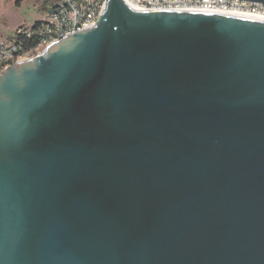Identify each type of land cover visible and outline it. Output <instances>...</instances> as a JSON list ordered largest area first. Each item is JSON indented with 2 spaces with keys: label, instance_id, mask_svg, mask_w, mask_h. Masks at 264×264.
<instances>
[{
  "label": "water",
  "instance_id": "water-1",
  "mask_svg": "<svg viewBox=\"0 0 264 264\" xmlns=\"http://www.w3.org/2000/svg\"><path fill=\"white\" fill-rule=\"evenodd\" d=\"M0 264H264V21L105 0L3 71Z\"/></svg>",
  "mask_w": 264,
  "mask_h": 264
},
{
  "label": "built area",
  "instance_id": "built-area-1",
  "mask_svg": "<svg viewBox=\"0 0 264 264\" xmlns=\"http://www.w3.org/2000/svg\"><path fill=\"white\" fill-rule=\"evenodd\" d=\"M142 12H188L257 17L264 19V4L258 0H124ZM105 0H59L54 11L40 24L20 27L12 40L0 37V74L12 65L42 54L49 46L96 26ZM36 38L26 50L22 39ZM36 55V56H37Z\"/></svg>",
  "mask_w": 264,
  "mask_h": 264
},
{
  "label": "rangeland",
  "instance_id": "rangeland-1",
  "mask_svg": "<svg viewBox=\"0 0 264 264\" xmlns=\"http://www.w3.org/2000/svg\"><path fill=\"white\" fill-rule=\"evenodd\" d=\"M0 0V37L14 39L16 31L22 26L35 25L44 19L50 6L44 0ZM37 55L33 53V57Z\"/></svg>",
  "mask_w": 264,
  "mask_h": 264
},
{
  "label": "trees",
  "instance_id": "trees-1",
  "mask_svg": "<svg viewBox=\"0 0 264 264\" xmlns=\"http://www.w3.org/2000/svg\"><path fill=\"white\" fill-rule=\"evenodd\" d=\"M21 1L23 0H19L17 4L19 5ZM58 1L59 0H44V3L50 6V14L54 11V8L58 4ZM42 22L43 21H38L36 24H40ZM38 43L39 42L36 38L22 39V44L26 50H31L35 48Z\"/></svg>",
  "mask_w": 264,
  "mask_h": 264
},
{
  "label": "bare ground",
  "instance_id": "bare-ground-1",
  "mask_svg": "<svg viewBox=\"0 0 264 264\" xmlns=\"http://www.w3.org/2000/svg\"><path fill=\"white\" fill-rule=\"evenodd\" d=\"M128 8L134 10V8H132L131 6H129L128 4H126V2L124 0H121ZM135 11H139V10H135ZM142 12V11H139ZM242 18H248V19H254V20H259V21H264V19L262 18H257V17H242Z\"/></svg>",
  "mask_w": 264,
  "mask_h": 264
},
{
  "label": "crops",
  "instance_id": "crops-1",
  "mask_svg": "<svg viewBox=\"0 0 264 264\" xmlns=\"http://www.w3.org/2000/svg\"><path fill=\"white\" fill-rule=\"evenodd\" d=\"M50 11H51V10H49L47 16H46L44 19H41L40 21H45V20L48 18L49 14H50Z\"/></svg>",
  "mask_w": 264,
  "mask_h": 264
}]
</instances>
